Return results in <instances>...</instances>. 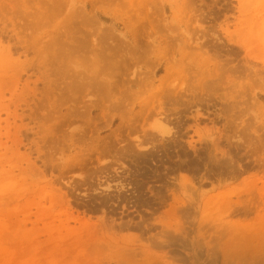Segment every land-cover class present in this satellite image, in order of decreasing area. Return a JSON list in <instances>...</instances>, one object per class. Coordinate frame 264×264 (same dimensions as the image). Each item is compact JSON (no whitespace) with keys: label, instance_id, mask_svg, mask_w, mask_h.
Here are the masks:
<instances>
[{"label":"rangeland","instance_id":"1","mask_svg":"<svg viewBox=\"0 0 264 264\" xmlns=\"http://www.w3.org/2000/svg\"><path fill=\"white\" fill-rule=\"evenodd\" d=\"M0 264H264V0H0Z\"/></svg>","mask_w":264,"mask_h":264},{"label":"bare ground","instance_id":"2","mask_svg":"<svg viewBox=\"0 0 264 264\" xmlns=\"http://www.w3.org/2000/svg\"><path fill=\"white\" fill-rule=\"evenodd\" d=\"M169 84H170V83H169ZM171 86H172V85H170V87H171ZM165 87H166V86H165ZM170 87H169V90H170ZM171 88H172V87H171ZM179 89L182 91V88H181V87H180ZM165 90H166V89H165ZM167 90H168V89H167ZM167 90H166V91H167ZM169 90H168V93H169ZM168 93H166V94H168ZM182 93H183V92H182ZM182 93H181V94H182ZM163 94H164V93H163ZM174 94H175V93H174ZM179 94H180V93H179ZM179 94H178V95H179ZM183 94H184V93H183ZM175 95H176V94H175ZM175 97H176V96H175ZM176 98H177V97H176ZM167 99H168V98H167ZM156 105H157V104H156ZM160 105H161V104H160ZM157 106H158V105H157ZM159 113H160V112H159ZM166 120H167V119H166ZM164 128H165V127H164ZM156 131H157V130H156ZM159 132H160L162 135L167 133L166 130H159ZM159 132H157V135H158ZM154 135H155V134H154ZM159 135H160V134H159ZM152 136H153V135H152ZM137 146H138V148H139V145H137ZM163 147H164V146H163ZM215 149H216V148H215Z\"/></svg>","mask_w":264,"mask_h":264}]
</instances>
